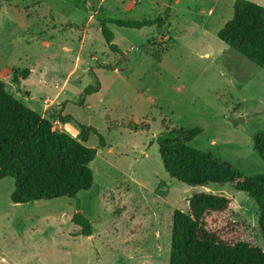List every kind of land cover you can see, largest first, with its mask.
I'll return each mask as SVG.
<instances>
[{
  "label": "rangeland",
  "instance_id": "obj_1",
  "mask_svg": "<svg viewBox=\"0 0 264 264\" xmlns=\"http://www.w3.org/2000/svg\"><path fill=\"white\" fill-rule=\"evenodd\" d=\"M264 6V0H251ZM235 0H3L0 81L53 128L74 137L81 125L98 149L94 181L77 198L14 203L15 180L0 179V264H168L173 213L195 192L231 198L225 217L264 247L259 209L231 184L172 178L159 154L164 133L201 127L189 145L212 152L245 174L264 173L254 134L264 129V68L237 53L218 32ZM141 29L102 19L163 16ZM88 89V91H86ZM91 90V91H90ZM60 114L70 119L61 121ZM81 208L78 209L77 203ZM92 222L80 234L75 212ZM209 223L212 216L208 215Z\"/></svg>",
  "mask_w": 264,
  "mask_h": 264
},
{
  "label": "trees",
  "instance_id": "obj_2",
  "mask_svg": "<svg viewBox=\"0 0 264 264\" xmlns=\"http://www.w3.org/2000/svg\"><path fill=\"white\" fill-rule=\"evenodd\" d=\"M3 0H0V5ZM169 8L163 16L139 20L102 19L106 44L120 52L109 22L141 29L164 27ZM219 38L237 53L264 68V6L251 0H235L234 15L218 32ZM88 91V89L86 90ZM91 91V90H90ZM65 121L69 116L60 114ZM76 138L53 128L50 119L32 109L0 81V179L15 180L11 200L26 203L58 197L77 198L94 181L90 167L98 149L86 144L89 134H99L94 126L81 125ZM202 132L201 127L187 131H168L158 140L159 154L172 178L188 184H231L247 192L259 209L258 226L264 240V173L245 174L227 161L188 144ZM100 136V146H106ZM254 149L264 160V129L254 134ZM231 198L211 191L195 192L188 198V211L173 213L168 264H264V247L241 236L234 221L225 217ZM78 209L81 208L77 203ZM212 216V223L208 221ZM72 222L80 234L90 236L93 226L83 212H75Z\"/></svg>",
  "mask_w": 264,
  "mask_h": 264
},
{
  "label": "crops",
  "instance_id": "obj_3",
  "mask_svg": "<svg viewBox=\"0 0 264 264\" xmlns=\"http://www.w3.org/2000/svg\"><path fill=\"white\" fill-rule=\"evenodd\" d=\"M177 2L179 1V0H176Z\"/></svg>",
  "mask_w": 264,
  "mask_h": 264
}]
</instances>
